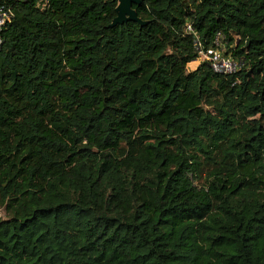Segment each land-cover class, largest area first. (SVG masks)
<instances>
[{
	"label": "trees",
	"instance_id": "trees-1",
	"mask_svg": "<svg viewBox=\"0 0 264 264\" xmlns=\"http://www.w3.org/2000/svg\"><path fill=\"white\" fill-rule=\"evenodd\" d=\"M0 3V264H264V0Z\"/></svg>",
	"mask_w": 264,
	"mask_h": 264
},
{
	"label": "built area",
	"instance_id": "built-area-1",
	"mask_svg": "<svg viewBox=\"0 0 264 264\" xmlns=\"http://www.w3.org/2000/svg\"><path fill=\"white\" fill-rule=\"evenodd\" d=\"M10 1H25V0H10ZM12 13L10 8L4 3H0V45L2 43L1 32L4 26V23L8 21ZM184 32L187 35L192 36L193 44L197 53V57H200L201 60H206L210 69L219 74H231L235 72L240 65L239 59H235L230 56L225 50L228 47V44L223 42L219 33H215L212 39V46L203 48L198 42L197 35L194 33V30L189 22H186L184 25ZM197 60V59H196Z\"/></svg>",
	"mask_w": 264,
	"mask_h": 264
},
{
	"label": "water",
	"instance_id": "water-1",
	"mask_svg": "<svg viewBox=\"0 0 264 264\" xmlns=\"http://www.w3.org/2000/svg\"><path fill=\"white\" fill-rule=\"evenodd\" d=\"M141 0H117L114 8L115 16L112 18L109 26L121 24L126 21L136 22L139 26H144L147 21L139 18L132 5H140ZM86 148V145L83 146Z\"/></svg>",
	"mask_w": 264,
	"mask_h": 264
},
{
	"label": "rangeland",
	"instance_id": "rangeland-1",
	"mask_svg": "<svg viewBox=\"0 0 264 264\" xmlns=\"http://www.w3.org/2000/svg\"><path fill=\"white\" fill-rule=\"evenodd\" d=\"M200 61H201V58L200 57H197V60H194V62L187 63L186 70H192V69H194ZM2 218H4V212L0 208V219H2Z\"/></svg>",
	"mask_w": 264,
	"mask_h": 264
}]
</instances>
